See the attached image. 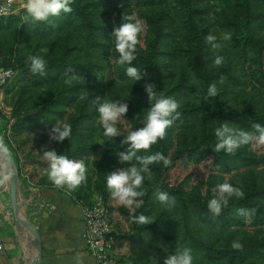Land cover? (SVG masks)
<instances>
[{
	"label": "trees",
	"instance_id": "1",
	"mask_svg": "<svg viewBox=\"0 0 264 264\" xmlns=\"http://www.w3.org/2000/svg\"><path fill=\"white\" fill-rule=\"evenodd\" d=\"M70 6L71 13L46 22H25L26 10L0 17V68L15 71L10 82L17 86L0 135L20 181L57 188L42 174L46 150L83 160L86 181L74 191L57 189L83 206H90L94 195L102 197L112 226L111 253L119 264H163L185 247L192 250L193 264H264V149L253 141L234 154L215 152V129L222 122L254 135V123L264 126V0H72ZM129 15L145 27L136 58L121 65L111 34ZM226 32L228 41L222 39ZM208 34L217 37L219 49L205 41ZM32 55L47 61L45 74L30 71ZM217 55L224 57L219 67ZM129 66L146 75L133 81L126 75ZM73 74L83 79L65 83ZM146 82L154 83L157 96L177 100L181 115L163 140L137 153L161 152L171 160L167 167L152 165V178L143 182L146 195L135 215L153 223L141 225L112 198L106 178L128 166L119 163L118 154L129 147L122 143L127 131L143 126L154 103L148 101ZM213 82L218 95L209 97ZM96 97L128 104L117 124L120 137L104 135L92 102ZM63 123L71 125L70 138L51 140V128ZM180 167L205 168L209 174L198 179L191 172L176 182L172 172ZM224 182L241 187L244 198H230L215 216L207 205L212 189ZM158 191L174 197V206L162 204ZM241 208L255 212L238 215ZM234 241L242 248H232Z\"/></svg>",
	"mask_w": 264,
	"mask_h": 264
},
{
	"label": "clouds",
	"instance_id": "2",
	"mask_svg": "<svg viewBox=\"0 0 264 264\" xmlns=\"http://www.w3.org/2000/svg\"><path fill=\"white\" fill-rule=\"evenodd\" d=\"M11 2V0H10ZM72 0H26L25 22L38 23L46 22L50 17L59 16L63 13H71ZM123 23L114 27L112 36L115 38V49L119 53L118 64H128L136 58L137 45L140 43V34L144 31V24L133 16H123ZM224 41L231 39V33H224ZM217 37L212 34L205 36V41L214 49H219L221 44L216 43ZM30 62V71L34 74H45L47 61L39 55L28 57ZM224 57L217 55L214 59V65L219 67L223 64ZM126 75L133 81H140L145 75L140 68L127 67ZM83 79L81 75L73 74L69 76L65 83H71L74 79ZM223 80H221V83ZM148 101H154L147 111V115L142 127L127 131L125 140L122 143L128 144L126 152H120L119 163L127 164V167L118 168L116 171L108 173L106 178L107 188L112 196L120 205L128 207L132 213V222L141 225H150L153 222L144 214L135 215L137 209L144 203L142 199L146 192L143 190V182L146 177L152 178V168L154 164L163 163L165 167L171 164L170 158L156 152L149 155H138L141 150L147 152L151 146L158 140H163L167 129L172 126L175 120L179 119L181 113L178 111L180 103L170 97L157 96L154 83H145L143 85ZM209 97L218 95V88L215 82L208 87ZM93 104L96 105V111L99 114L100 122L104 130V135L108 137H120L121 133L117 124L123 120L122 117L128 112V104L121 101L101 102L100 97H96ZM252 128L257 133L240 130L230 126L229 122L224 121L215 129L217 143L215 152L224 151L228 154H234L244 145L255 141L257 145H264V126L254 123ZM50 139L57 142H63L71 136V125L63 123L54 125L49 133ZM9 151L3 135H0V152L7 154ZM43 156L48 163L42 174L46 175L48 180L57 188L67 187L74 191L87 179V167L83 160H72L66 155L57 154L55 149L46 150ZM213 198L208 202V209L215 216H218L228 207L229 200L232 197L244 198V192L241 187H235L229 182L216 185L213 189ZM157 199L169 207L174 206L175 198L170 197L167 192L158 191ZM254 209H237V214L242 216H251ZM232 248L241 249L242 245L238 241L232 243ZM76 264H82L81 258L77 257ZM163 264H193L191 248L176 249L174 253L167 255Z\"/></svg>",
	"mask_w": 264,
	"mask_h": 264
},
{
	"label": "crops",
	"instance_id": "3",
	"mask_svg": "<svg viewBox=\"0 0 264 264\" xmlns=\"http://www.w3.org/2000/svg\"><path fill=\"white\" fill-rule=\"evenodd\" d=\"M6 186L8 178L0 172V236L5 247L0 264H31L36 254L35 243L15 222L9 192L2 191ZM17 205L19 215L38 233L39 264H76L77 257L82 264H96L86 249L84 206L74 202L68 191L20 181Z\"/></svg>",
	"mask_w": 264,
	"mask_h": 264
},
{
	"label": "built area",
	"instance_id": "4",
	"mask_svg": "<svg viewBox=\"0 0 264 264\" xmlns=\"http://www.w3.org/2000/svg\"><path fill=\"white\" fill-rule=\"evenodd\" d=\"M26 0H0V17L18 14L25 10ZM15 71L10 68H0V111L9 116L10 110L6 109L1 99L3 88L10 83ZM8 192L7 186L2 189ZM112 226L108 218V210L101 196L94 195L92 204L84 206V238L86 249L96 264H119L111 253ZM4 242L0 236V257L4 254Z\"/></svg>",
	"mask_w": 264,
	"mask_h": 264
},
{
	"label": "water",
	"instance_id": "5",
	"mask_svg": "<svg viewBox=\"0 0 264 264\" xmlns=\"http://www.w3.org/2000/svg\"><path fill=\"white\" fill-rule=\"evenodd\" d=\"M1 164L6 166L5 175L8 178V192H9V200L10 206L13 213L14 220L17 224H19L25 231H27L33 238L36 254L31 264H39L40 256H41V247H40V239L37 231L34 229L32 224L28 223L24 218L19 215L18 205H17V187L20 183L19 171L12 156L10 150L7 154L0 152Z\"/></svg>",
	"mask_w": 264,
	"mask_h": 264
},
{
	"label": "rangeland",
	"instance_id": "6",
	"mask_svg": "<svg viewBox=\"0 0 264 264\" xmlns=\"http://www.w3.org/2000/svg\"><path fill=\"white\" fill-rule=\"evenodd\" d=\"M144 3H140V5H143ZM15 88H17V86H13L11 84V82L5 86L2 90V95H1V99L3 100V104L5 106L6 109H9L11 110V105L14 101V98H15V94H13L15 91ZM5 89V90H4ZM5 118L3 116V114L0 113V129H3V125H4V121L2 120L3 118ZM7 117V116H6ZM258 148L260 149H264L263 146L259 145ZM99 154H96L94 157H98ZM1 158H0V162H1ZM6 168V166H5ZM5 169L4 167L1 165L0 163V172L1 173H4L5 174ZM193 173V177H196L198 179H204L208 174H209V171L206 170L205 168H192V167H189L188 169H183V168H177L175 169L173 172H172V179L175 180L176 182L181 180L182 178L185 177L186 174L188 173Z\"/></svg>",
	"mask_w": 264,
	"mask_h": 264
}]
</instances>
